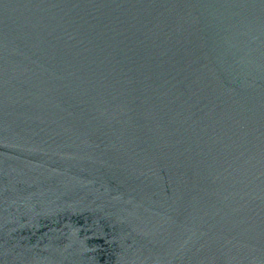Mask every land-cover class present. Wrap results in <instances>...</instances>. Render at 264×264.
<instances>
[{
  "label": "water",
  "instance_id": "95a60500",
  "mask_svg": "<svg viewBox=\"0 0 264 264\" xmlns=\"http://www.w3.org/2000/svg\"><path fill=\"white\" fill-rule=\"evenodd\" d=\"M0 264H264V0H0Z\"/></svg>",
  "mask_w": 264,
  "mask_h": 264
}]
</instances>
